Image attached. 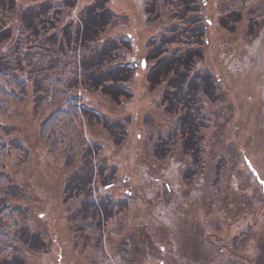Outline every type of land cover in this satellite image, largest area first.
I'll use <instances>...</instances> for the list:
<instances>
[{
  "label": "rangeland",
  "instance_id": "rangeland-1",
  "mask_svg": "<svg viewBox=\"0 0 264 264\" xmlns=\"http://www.w3.org/2000/svg\"><path fill=\"white\" fill-rule=\"evenodd\" d=\"M3 1L10 29L0 35V65L21 78L23 94L0 113L3 140L21 149L2 171L9 219L1 215L0 233L15 225L17 240L0 264H264V0ZM96 1L115 17L89 22L76 40ZM189 7L204 31L192 71H209L218 85L191 102L194 155L182 142V111L163 100L170 85H150L154 62L145 59L152 36L178 24L181 37ZM230 12L238 20L227 30L219 23ZM128 63L129 92L118 94L111 82L124 75L107 69ZM56 77H70L68 95L57 84L54 98ZM70 97L65 104L100 114L74 112L64 131L55 121L53 137L41 132ZM98 201L111 203L108 213Z\"/></svg>",
  "mask_w": 264,
  "mask_h": 264
},
{
  "label": "trees",
  "instance_id": "trees-1",
  "mask_svg": "<svg viewBox=\"0 0 264 264\" xmlns=\"http://www.w3.org/2000/svg\"><path fill=\"white\" fill-rule=\"evenodd\" d=\"M5 2L8 3V0ZM152 4V3H151ZM4 1L0 0V35L5 33L6 30H9L10 28H4V23H3V8H4ZM87 11H89V14H92V16L88 17L87 19H84L83 21H80V24L78 25L77 31L75 32L76 35H74L75 39L78 40L80 38L79 36V30L83 29L85 31V26L89 24V22H104V24H108L110 18H114L115 15L110 11V9L105 8L103 4H101V1H96L94 4H91L87 6ZM183 17L185 16L188 18L186 20L187 26L183 28V30L179 31L181 32V37H178L177 31L179 29L178 24H173L170 27L167 28L169 31L167 35H159V36H152L151 41L149 42V50H148V55L145 57V59L148 61H153V65L151 66V73L150 75H153L149 77L148 81L150 85H157L159 81L161 80H166V82L170 85L168 92L166 96L163 97V100L167 101L166 108H171L173 110L178 109L177 107L179 106V110L182 111V114L179 117V120L183 122V124L186 125V129L183 131V136L184 139L182 140L183 145L187 151V153H194L197 150V139H198V134L194 130L197 128V119L195 118L197 108L195 104H192V100L194 101L193 97L196 95H206V93L209 91V96L211 93H213L214 89L217 87V81L215 77L209 72V71H192L193 70V65L195 64L196 59L201 57V50L203 48L204 41L202 40L204 36V31H203V26L201 25V22L199 21V18H197L199 15L197 12L194 10L193 7H189L183 12ZM92 19V21H91ZM183 19V18H182ZM230 20V23L233 22V20L237 22L236 16L232 15L230 12L229 15H226L224 18L223 22H220L219 25L227 30H230L228 27H226L227 22ZM84 22V24H83ZM87 30V29H86ZM88 31V30H87ZM86 31V32H87ZM83 41L86 43L93 42V37L88 36L87 38H82ZM122 40H129V37H124ZM203 41V43L201 42ZM122 41V42H124ZM191 41L192 44H191ZM176 44L179 45L178 49H183L182 52L176 53L178 50H175L174 53L168 54L167 48L172 45ZM109 44L104 43L102 45V54L108 51L109 49ZM113 47H110V49ZM101 51V50H100ZM98 55H93V58H96ZM3 63L5 65H8L5 60H3ZM129 64V65H128ZM126 65H117V66H111L108 67L111 71H118L121 75H124L123 78H117L112 80L111 84H113L116 80V87H120L122 90H119L118 94H121L125 91H127L125 87V77L128 75L132 63H128ZM5 65H0V113H4L8 111V109L20 102L21 96L23 94L22 92V87L23 83L20 80L21 78L17 74H13L10 72L9 68H5ZM20 78V79H19ZM67 78V77H66ZM70 80V77L65 79L64 77H56L54 80L51 82L52 90H54V98H56V92L58 90L57 84L62 87V91L64 94L66 93V87L63 86V84H68ZM104 81H111V80H104ZM110 85H105L101 86V89H106V88H112ZM61 89V88H60ZM129 92V91H127ZM68 95V94H67ZM52 96V99H53ZM59 97V95L57 96ZM205 97H208L207 95ZM76 98V97H72ZM68 99V100H67ZM71 99L66 98V101L64 102L63 107L57 108L50 117H48L47 120H45L42 123L41 126V132H44L43 130L48 133V136H52V131L55 129L56 122L59 121L58 123H61V125L64 126L63 131L65 128L71 126V120L69 118L74 119L73 116H75V113L82 114L83 116L86 117H91V116H97L100 113L94 111L93 109L87 107L85 104L81 103L79 100H73L72 105L66 102H69ZM64 119V120H62ZM75 120V119H74ZM2 133H4L3 127L0 125V191H5L8 187H10L9 184V179L7 175L2 173L4 170V162L8 158H11L13 153H16L15 148L20 149V145L15 144L13 140L11 141H4L2 138ZM115 138V137H114ZM52 140V139H51ZM51 140H49L51 142ZM53 141V140H52ZM52 143V142H51ZM55 145V143L53 144ZM17 155V154H14ZM20 156V154H18ZM17 155V156H18ZM194 155V154H192ZM90 180L86 184L87 188L92 187L93 192H94V186H93V173L90 172L89 176ZM84 186V185H82ZM83 188V187H82ZM4 198H0L2 200ZM95 201H91V203L87 204V207L89 209L96 207L94 204ZM99 202V201H98ZM97 203V202H96ZM89 204H92L89 206ZM99 204V205H98ZM3 205V204H0ZM5 205V204H4ZM100 205L102 207V212H109V209L111 207H107V205H111V203L104 204L102 201L97 203V207L100 209ZM88 209V208H87ZM0 208V218L4 217L5 219H9V216H7L8 211L4 210V213L1 212ZM87 212V211H86ZM4 214L2 217L1 215ZM110 217V215L106 216L107 219ZM102 218L101 221H104ZM14 224V222L12 223ZM91 226H96V225H91L85 229V232L91 228ZM80 227V226H79ZM14 228L15 225L12 226L11 232L9 231L8 233L1 232L0 233V245L3 246L0 248V253H8L12 255L13 250H14V244L16 236L14 233ZM2 240V241H1Z\"/></svg>",
  "mask_w": 264,
  "mask_h": 264
},
{
  "label": "water",
  "instance_id": "water-1",
  "mask_svg": "<svg viewBox=\"0 0 264 264\" xmlns=\"http://www.w3.org/2000/svg\"><path fill=\"white\" fill-rule=\"evenodd\" d=\"M143 66H144V63H143ZM263 184V183H262ZM264 186V185H263Z\"/></svg>",
  "mask_w": 264,
  "mask_h": 264
}]
</instances>
